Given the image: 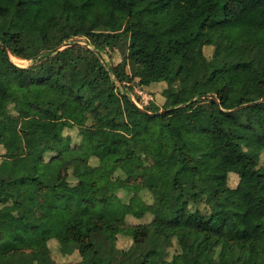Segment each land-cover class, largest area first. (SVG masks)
I'll use <instances>...</instances> for the list:
<instances>
[{"label": "trees", "instance_id": "1", "mask_svg": "<svg viewBox=\"0 0 264 264\" xmlns=\"http://www.w3.org/2000/svg\"><path fill=\"white\" fill-rule=\"evenodd\" d=\"M156 85L162 107H140ZM224 247L264 264V0H0V264H222Z\"/></svg>", "mask_w": 264, "mask_h": 264}, {"label": "rangeland", "instance_id": "2", "mask_svg": "<svg viewBox=\"0 0 264 264\" xmlns=\"http://www.w3.org/2000/svg\"><path fill=\"white\" fill-rule=\"evenodd\" d=\"M203 40H204L203 37L199 36L195 40V44L199 45ZM226 47H227V42L225 40H217L215 46L206 48L205 54L208 57V63L205 66V70H206L207 74H209L214 69V67L216 65V62L213 58V52L215 51V49L222 50ZM231 48L233 50H243V49L247 48V44H245V43H240V44L234 43L231 45ZM41 51H42V49H40L39 47H35L33 49V54H37ZM11 60L13 63L17 64L18 66H22V67H27L31 64V60H20V59L18 60L17 58H12V57H11ZM112 62H114L115 65L120 63V62H124L122 54L116 53L114 56V61L112 60ZM163 86H165V85H156L155 87H152L150 89L149 88L144 89V90L141 87L136 86V93L139 96H141V98H142V102L138 103L139 106L142 107V105L150 104L152 109H157V108L162 107V104H163V103H161L162 90L165 88ZM34 90H35L34 91V97H37L38 94L40 93V89L35 88ZM134 98L136 99L135 95H134ZM67 132H69V131H67ZM71 134L73 135L74 138L76 137L75 131H71ZM76 140H77V138H76ZM237 183H238L237 176L231 175L230 179H229V184L232 187H234L237 185ZM127 187L128 186H126V185L124 186V188H127ZM11 188L14 192H21L23 189L20 186H14V185H12ZM135 188L136 187H133V186L130 187L131 190H134ZM56 192L58 194L62 195L63 197L67 198V199H73L74 198L73 188L66 185V184L59 186L56 189ZM50 195H51V191H47L45 193L38 194L37 202L48 201ZM119 195L125 196L124 191L121 190L119 192ZM128 220L132 224L140 221V220H136V219L131 218V217ZM117 245L120 249H128L132 245V240L128 236L119 235ZM56 246H57L56 243L50 244V248L52 250V253L54 250L57 249ZM226 247H224L222 250L223 252H221V258H222L221 262H222V264H234L233 261L229 258V253H228V250H226ZM222 253H223V256H222ZM55 260H56V264H75L76 261H78L77 256H71L69 258V255H67V260L60 258V257L59 258L55 257Z\"/></svg>", "mask_w": 264, "mask_h": 264}, {"label": "water", "instance_id": "3", "mask_svg": "<svg viewBox=\"0 0 264 264\" xmlns=\"http://www.w3.org/2000/svg\"><path fill=\"white\" fill-rule=\"evenodd\" d=\"M211 98H215V95H213V94H210L209 95ZM216 99V98H215ZM144 112H147L148 113V111H146V110H143ZM149 114H151V115H155L156 113H149Z\"/></svg>", "mask_w": 264, "mask_h": 264}]
</instances>
